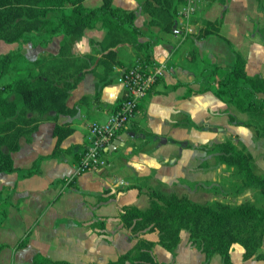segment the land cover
<instances>
[{"label":"crops","instance_id":"obj_1","mask_svg":"<svg viewBox=\"0 0 264 264\" xmlns=\"http://www.w3.org/2000/svg\"><path fill=\"white\" fill-rule=\"evenodd\" d=\"M143 1L113 0V4L135 11L134 25L142 30L138 42L149 47L138 50L129 43L117 45L114 49L118 62L107 75L104 67L97 64L98 43L106 28L101 22L87 28L81 38L72 42L71 52L93 55L94 71L86 72L71 90L66 104L73 112L56 119L53 113L45 114L30 141L22 138L19 150L11 153L16 167H30L40 156L53 151L56 124L68 123L73 128L60 143L63 153L43 158L31 176L21 178L17 172L0 175V187L8 188L11 194V205L0 226V263L34 264L38 256L72 264H106L136 242L120 221L123 206L147 208L149 189L192 197L199 184L213 180L214 155L188 145L219 143L231 137L242 142L255 160L262 147L256 141L260 138L252 129L229 121V114L242 120L246 115L217 97L212 87L202 88L213 81L208 65L227 69L233 63L234 52L245 59L248 75L264 78V0H202L190 19L189 29L181 28L177 20L172 32L146 26L149 15L141 8ZM101 2L85 0L83 4L93 8ZM220 18L219 36H195L203 20ZM35 36L38 40L34 44L6 45L20 48L25 62L58 53L62 36L53 37L45 45L39 42L42 32ZM145 53L150 54L153 64L162 65V75L140 100L126 129L104 148L102 156L108 165L77 174L89 124L104 122L124 97L125 89L116 79L119 69L130 67ZM223 73L222 70L217 75ZM97 75L104 78L98 87ZM124 133H128L127 137ZM119 136L124 140L113 145ZM146 236L156 239L157 235ZM180 239L174 252L155 244L152 251L157 262L202 264L204 254L190 245L187 231H181ZM242 254L243 248L233 244V264H262L256 259L243 260ZM209 264H222L219 255H214Z\"/></svg>","mask_w":264,"mask_h":264},{"label":"trees","instance_id":"obj_2","mask_svg":"<svg viewBox=\"0 0 264 264\" xmlns=\"http://www.w3.org/2000/svg\"><path fill=\"white\" fill-rule=\"evenodd\" d=\"M84 1L0 0V41L6 44H34L38 40L35 34L42 32L39 42L45 45L53 37L62 36L57 54L26 62L20 48L0 55V80L7 73L12 76L7 85L12 97L0 96V175L17 172L21 178L29 177L38 171L43 158L63 153L60 143L73 132L68 123L55 125L56 144L53 151L40 156L30 167H16L11 155L19 150L22 138L30 141L45 114L53 113L52 117L56 119L58 115L73 112L66 104L71 90L86 72L94 71L91 68L93 55L79 56L71 52L72 42L81 38L87 28L97 22L106 28L104 38L98 43L100 57L97 64L104 67L107 75L118 62L114 49L117 45L129 43L138 50L149 47V44L138 42L142 30L134 25L135 11L117 7L113 0H102L99 6L93 8L86 7ZM183 3L184 0H144L141 8L149 15L146 26L172 32L177 24L178 9ZM221 22L222 18L203 20L195 36H219ZM128 25L132 28L129 29ZM140 60L145 67L158 65L153 64L149 53L142 54ZM208 69L213 81L202 90L212 87L217 97L246 115V119L242 120L229 114L231 124L251 128L256 138H263L264 78L246 73L245 59L239 52H234L231 67L223 69L209 64ZM222 70L224 73L219 77L217 73ZM97 79L98 87L104 78L97 75ZM188 146L213 154L217 165L224 164L230 168L232 179L239 182L235 194L250 191L253 200L240 203L218 199L196 202L186 194H164L149 189L147 208L126 205L119 214L123 226L130 230L136 242L106 264H172L157 262L152 249L158 244L174 252L180 243L182 230L187 231L190 245L204 254L202 264H209L214 255H219L222 264H233L230 256L233 244L243 248V260L256 259L264 264V252L261 251L264 242V174L255 172L252 154L238 148L231 139ZM10 196L8 188L0 187V223L7 216ZM150 233H155L156 239L146 236ZM2 247L0 244V249ZM33 263L72 264L38 256L34 257Z\"/></svg>","mask_w":264,"mask_h":264},{"label":"built area","instance_id":"obj_3","mask_svg":"<svg viewBox=\"0 0 264 264\" xmlns=\"http://www.w3.org/2000/svg\"><path fill=\"white\" fill-rule=\"evenodd\" d=\"M202 0H184L177 12L181 28L189 29L190 19ZM162 65L145 67L141 60L119 69L117 82L123 85L125 94L118 108L104 122H92L88 126L87 145L79 157L76 173L97 170L108 165L102 156L103 150L119 133L124 131L137 110L140 100L148 93L162 75Z\"/></svg>","mask_w":264,"mask_h":264},{"label":"rangeland","instance_id":"obj_4","mask_svg":"<svg viewBox=\"0 0 264 264\" xmlns=\"http://www.w3.org/2000/svg\"><path fill=\"white\" fill-rule=\"evenodd\" d=\"M12 50H15L12 45H6V43L0 41V55L3 54L4 52H8ZM11 77L12 76L10 75V73H7L5 74L4 78L0 81V96H3V95L10 96L11 91L9 89V86L7 85H9V81L11 80ZM10 97H12V95ZM239 115L243 116L242 114H239ZM227 139H231V137L224 138V140H227ZM233 141L234 143H236L238 148L244 151H249L248 148L244 147L242 142L240 141L236 142L235 139ZM256 141L259 144L262 143L261 146L264 147V138L256 139ZM262 147L259 148V150H257V153L255 154V160L253 159L252 163H253V168L255 172L264 174V165H263L264 164V152L262 151L263 150ZM214 161L215 159L213 158L212 160L213 169H214L213 170L214 171L213 180L208 181L203 184H199L198 189L194 192L195 196H193L194 193L193 194L190 193L192 194L191 195L192 197H190L186 193H183V194H186L187 196H189L192 200L196 202H206V201L218 199L223 202L240 203L244 200H253L254 196H253V193L250 191H245L243 193L236 195L234 191L237 185L239 184V182L232 179L230 175L231 169L228 168L227 166L220 167V164L217 165ZM208 165H209V162H208ZM178 195H182V194H178ZM3 222H4V219L0 223V226L3 224ZM261 251L264 252V242H263V245L261 246ZM234 257H235V254H234ZM0 264H8V263L6 261H2Z\"/></svg>","mask_w":264,"mask_h":264},{"label":"water","instance_id":"obj_5","mask_svg":"<svg viewBox=\"0 0 264 264\" xmlns=\"http://www.w3.org/2000/svg\"><path fill=\"white\" fill-rule=\"evenodd\" d=\"M123 135H124V137H127L128 133H124ZM124 137H123V136H119V137L113 142V145L118 144L121 140H124Z\"/></svg>","mask_w":264,"mask_h":264}]
</instances>
